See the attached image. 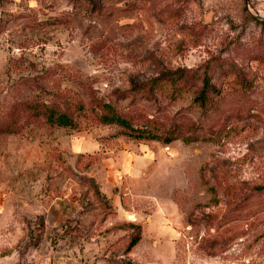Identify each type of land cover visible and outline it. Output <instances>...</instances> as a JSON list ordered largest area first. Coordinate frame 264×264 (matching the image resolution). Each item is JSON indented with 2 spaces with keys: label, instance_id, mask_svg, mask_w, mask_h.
<instances>
[{
  "label": "rangeland",
  "instance_id": "rangeland-1",
  "mask_svg": "<svg viewBox=\"0 0 264 264\" xmlns=\"http://www.w3.org/2000/svg\"><path fill=\"white\" fill-rule=\"evenodd\" d=\"M0 264H264V0H0Z\"/></svg>",
  "mask_w": 264,
  "mask_h": 264
},
{
  "label": "trees",
  "instance_id": "trees-1",
  "mask_svg": "<svg viewBox=\"0 0 264 264\" xmlns=\"http://www.w3.org/2000/svg\"><path fill=\"white\" fill-rule=\"evenodd\" d=\"M89 1L93 2L94 0H89ZM184 72H185L184 70L179 69V70L175 71L173 74H170L163 79H162L163 76L159 77L158 82L156 80L155 81L156 83H153V84L149 83V85L146 88L148 90H151L152 87L155 86L157 83L165 84V87H173V88L180 87L179 83H180V81L182 82V79L185 77ZM214 91H216V89L214 88L213 85L209 84L208 79L205 77L202 80V85H201V88L198 92V95L196 96V100L199 102V104L202 107H204L206 104V101L208 99V93L214 92ZM47 108H46V110L41 112L46 117L47 121L56 123L58 126H71V125H73L72 119L65 112H63V111L54 112L52 110V108H48V109ZM101 119L105 122H116L120 126H123L124 128H126L129 131L128 134L132 135L134 137H146V138H150V139H159V136L157 134L152 133L147 128H133L129 124L127 119L115 114L112 111H109V112L102 114ZM169 134L171 136H165L163 138L164 142H170L173 138H177V137H181L182 139H184L186 141L190 140L189 137H187L185 135L184 136L181 135L179 130H176V129H174V132L172 129L171 132H169ZM136 241H137V237L130 239V241L128 243V247L133 246Z\"/></svg>",
  "mask_w": 264,
  "mask_h": 264
}]
</instances>
